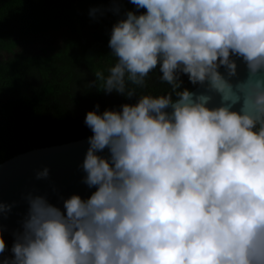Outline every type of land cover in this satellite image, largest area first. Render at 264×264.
<instances>
[{
	"label": "clouds",
	"instance_id": "1",
	"mask_svg": "<svg viewBox=\"0 0 264 264\" xmlns=\"http://www.w3.org/2000/svg\"><path fill=\"white\" fill-rule=\"evenodd\" d=\"M127 2L95 75L136 102L85 116L94 191L62 206L27 192L11 256L0 223V264H264V0ZM157 68L171 91L136 98L128 83Z\"/></svg>",
	"mask_w": 264,
	"mask_h": 264
},
{
	"label": "trees",
	"instance_id": "2",
	"mask_svg": "<svg viewBox=\"0 0 264 264\" xmlns=\"http://www.w3.org/2000/svg\"><path fill=\"white\" fill-rule=\"evenodd\" d=\"M116 7L119 14L111 11ZM92 9L100 11L93 15ZM127 10L135 11L127 0H0V163L92 135L84 121L96 105L103 112L136 102L115 92L105 94L95 75L102 71L106 77L115 63L108 41L112 26ZM65 28L71 35L57 51L19 49L39 34ZM160 75L157 68L144 87L127 86L136 89V98L166 95L171 86ZM3 237L9 249L4 255L11 256L14 236Z\"/></svg>",
	"mask_w": 264,
	"mask_h": 264
},
{
	"label": "water",
	"instance_id": "3",
	"mask_svg": "<svg viewBox=\"0 0 264 264\" xmlns=\"http://www.w3.org/2000/svg\"><path fill=\"white\" fill-rule=\"evenodd\" d=\"M88 137L32 149L0 163V200L13 205L0 221L4 226L3 236L20 229L28 207L23 196L29 191L47 194L50 202L58 206H62L58 198L61 195L67 198L79 194L87 198L94 191L81 183L84 173L79 167L89 146ZM44 167L50 169L49 179L37 180L36 171Z\"/></svg>",
	"mask_w": 264,
	"mask_h": 264
},
{
	"label": "rangeland",
	"instance_id": "4",
	"mask_svg": "<svg viewBox=\"0 0 264 264\" xmlns=\"http://www.w3.org/2000/svg\"><path fill=\"white\" fill-rule=\"evenodd\" d=\"M71 35V33L65 29H51L42 34L36 36L33 42L27 46L21 45L19 49L26 48L32 52H42L43 50L57 51L63 46L64 40Z\"/></svg>",
	"mask_w": 264,
	"mask_h": 264
}]
</instances>
